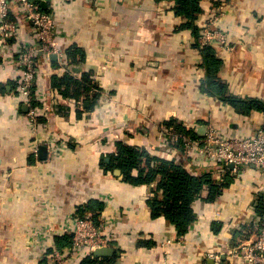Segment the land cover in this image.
<instances>
[{
    "label": "crops",
    "instance_id": "1",
    "mask_svg": "<svg viewBox=\"0 0 264 264\" xmlns=\"http://www.w3.org/2000/svg\"><path fill=\"white\" fill-rule=\"evenodd\" d=\"M42 4L57 18L63 49L75 43L85 49L86 59L73 63L67 54L49 60L40 54L39 118L45 121L35 129L28 107L18 100L16 61L23 40H38L12 5L9 17L22 23L23 33L0 50V264H54L47 254L55 249V236L64 234L78 207L92 198L103 199L105 207L99 218L90 212L84 216L109 220V246L116 250L108 256L114 258L110 264H244L231 259L229 251L257 236V205L262 197L264 203L260 168L245 167L237 180L227 171L231 184L214 201L198 198L193 204L197 218L180 235L164 216L152 217L148 199L158 181L127 183L100 161L123 140L175 157L196 175L212 171L219 180L220 164L192 161L166 141L163 122L176 118L188 128L197 126L202 137L214 122L228 135L243 136L264 122L262 112L239 114L202 90L206 69L200 43L180 28L185 19L174 13L170 0ZM221 4L229 6L224 22L231 49L216 47L224 59L220 75L233 94L264 99V0H203L199 24ZM86 72L96 80L100 98L79 115L77 102L62 97L52 78L80 79ZM49 143L55 146L53 158L48 149L46 157L40 150ZM32 234L42 242L32 240Z\"/></svg>",
    "mask_w": 264,
    "mask_h": 264
},
{
    "label": "trees",
    "instance_id": "2",
    "mask_svg": "<svg viewBox=\"0 0 264 264\" xmlns=\"http://www.w3.org/2000/svg\"><path fill=\"white\" fill-rule=\"evenodd\" d=\"M36 1L39 2L42 9L50 11L42 4L43 0ZM170 1L174 3V13L185 19L180 28L190 30L196 39H199L202 32L199 16L203 11V0ZM64 51L73 63H79L86 59L85 49L75 43L67 46ZM201 51L204 59L203 65L206 69V77L202 83V90L205 93L230 104L237 113L242 115L264 112L263 98L238 96L230 91L229 82L220 75L224 59L220 56L216 47L206 45L201 47ZM52 79L54 89L62 97L77 102L79 115L85 109L92 110L98 103L100 98L99 87L90 72L84 73L80 79L70 74L54 75ZM85 101H89L90 104L85 106ZM35 104L39 107L42 106L40 100L35 101ZM39 119L45 121L43 118ZM163 125L192 139L202 137L198 130L188 128L176 118L164 121ZM116 146L115 153L101 158V166L113 174L119 169L123 180L133 185L151 184L158 181L156 193L148 199L152 217L164 216L170 224L175 226L180 235L186 234L197 218L194 202L198 198L214 201L222 195L224 188L229 186L233 180L229 172L225 174L222 181L215 179L212 171L196 175L175 157L156 155L146 147L126 143L123 140H118ZM174 147L184 151L185 142L183 138H179ZM205 192L206 195H204ZM104 207L105 201L103 199L92 198L86 204L78 207L76 215L84 216V214L90 212L94 218H99ZM257 212L259 215L264 216L263 197L259 200ZM219 229L220 227L215 230L219 231ZM72 237V234L69 233L57 235L55 236V244L58 248L64 249L71 243ZM75 255L78 256L76 264H110L114 261V258L96 256L93 252ZM42 263L47 264L48 262Z\"/></svg>",
    "mask_w": 264,
    "mask_h": 264
},
{
    "label": "built area",
    "instance_id": "3",
    "mask_svg": "<svg viewBox=\"0 0 264 264\" xmlns=\"http://www.w3.org/2000/svg\"><path fill=\"white\" fill-rule=\"evenodd\" d=\"M14 3L23 20L30 22L33 26L38 40L37 43L23 40L20 57L16 61L18 100L28 107L27 115L34 128L38 130L41 107L34 105V102L40 100L37 81L41 56L49 60L55 54L64 59L66 53L62 47V35L55 14L53 11L42 9L36 0H0V50L7 40L18 39L23 33L22 23L9 17ZM228 7L221 4L217 10L206 17L198 39L201 47L212 45L217 48L231 49L228 42L229 30L224 22L229 11ZM262 114L264 116V112ZM192 129H197V126ZM162 131L166 141L173 144L177 143L179 138H183L184 152L192 161L202 159L211 164H220L219 181L223 180V175L227 171H230L237 180L245 167L252 165L264 172V122L257 126L253 133L243 136L228 135L214 122L207 126L203 137L196 139L183 136L165 126ZM47 147L48 154L50 153V157L53 158L55 146L49 143ZM254 222L257 236L229 251L234 261L240 260L244 264H264V216L257 215ZM109 225V220L98 222L89 215L74 216L62 229L64 233L72 234L71 243L64 249H57L53 245L55 249L49 254L50 258L53 259L54 264H70V258L74 254H90L98 247L109 246L112 242L108 233ZM48 231L52 232L53 229L49 228ZM38 236L39 234L37 236L32 234V240L42 242Z\"/></svg>",
    "mask_w": 264,
    "mask_h": 264
},
{
    "label": "water",
    "instance_id": "4",
    "mask_svg": "<svg viewBox=\"0 0 264 264\" xmlns=\"http://www.w3.org/2000/svg\"><path fill=\"white\" fill-rule=\"evenodd\" d=\"M53 58H56V55L52 56ZM89 102L87 101L86 104H88ZM42 151V156L46 157V153H47V148L46 146H42L41 149ZM108 160V159H107ZM116 174H121V171L119 169H117L115 171ZM116 252L115 248L112 246H103V247H98L94 250V254L96 256H109V255H113Z\"/></svg>",
    "mask_w": 264,
    "mask_h": 264
}]
</instances>
